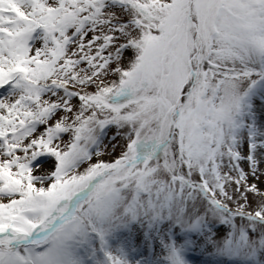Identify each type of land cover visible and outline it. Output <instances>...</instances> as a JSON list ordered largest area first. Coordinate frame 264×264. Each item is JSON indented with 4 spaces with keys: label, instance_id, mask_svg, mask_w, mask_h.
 <instances>
[{
    "label": "snow or ice",
    "instance_id": "snow-or-ice-1",
    "mask_svg": "<svg viewBox=\"0 0 264 264\" xmlns=\"http://www.w3.org/2000/svg\"><path fill=\"white\" fill-rule=\"evenodd\" d=\"M197 251L264 264V0H0V264Z\"/></svg>",
    "mask_w": 264,
    "mask_h": 264
},
{
    "label": "rangeland",
    "instance_id": "rangeland-1",
    "mask_svg": "<svg viewBox=\"0 0 264 264\" xmlns=\"http://www.w3.org/2000/svg\"><path fill=\"white\" fill-rule=\"evenodd\" d=\"M227 231L228 229L226 226L219 225L217 228L218 237H223ZM209 251H211V249H209ZM191 255L195 257L194 264H235V262L229 260H213L211 257L206 256L199 251L194 252Z\"/></svg>",
    "mask_w": 264,
    "mask_h": 264
}]
</instances>
